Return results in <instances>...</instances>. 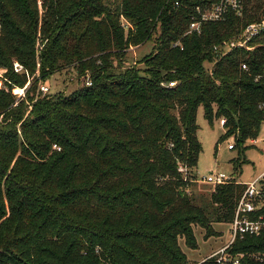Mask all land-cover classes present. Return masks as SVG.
<instances>
[{
    "label": "trees",
    "instance_id": "1",
    "mask_svg": "<svg viewBox=\"0 0 264 264\" xmlns=\"http://www.w3.org/2000/svg\"><path fill=\"white\" fill-rule=\"evenodd\" d=\"M121 14L135 28L128 35ZM248 18L186 34L187 10L168 0H0V264H218L190 262L179 240L197 247L195 226L220 235L214 223H231L245 189L233 179L208 200L191 193L199 107L210 123L225 119L240 146L264 121V37L253 51L214 52ZM156 34L144 69L127 67L126 48ZM14 59L32 76L17 102L12 90L28 79ZM69 68L90 71L92 84L59 98L36 93ZM226 251L264 264V230Z\"/></svg>",
    "mask_w": 264,
    "mask_h": 264
},
{
    "label": "built area",
    "instance_id": "2",
    "mask_svg": "<svg viewBox=\"0 0 264 264\" xmlns=\"http://www.w3.org/2000/svg\"><path fill=\"white\" fill-rule=\"evenodd\" d=\"M171 6L175 10L185 9L188 12V27L186 34L201 33L203 26L211 22H224L229 17L234 16L238 19H245L247 16L250 18L246 19L240 26L238 33L230 36L229 38L223 39L221 42L214 46V52L217 58L225 56L234 49H244L246 51H253L256 47L262 45V42H256L258 39L264 37V0H168ZM121 26L128 35L131 31H135L132 23L121 14ZM1 29V23H0ZM180 42L172 43V46H179ZM140 45L130 44L126 51H133L134 54L136 48ZM215 61L210 62V71L214 66ZM12 68L15 73L26 74L29 76L27 67L18 60L13 61ZM242 68L247 70L248 65L242 64ZM8 68L0 66V89L4 85L6 80L5 74ZM257 76L256 80L258 79ZM85 85L92 84V78L90 71H86L84 77ZM31 84V79H28L27 83L23 88H13V93L16 96V102L26 96V90ZM164 84V83H163ZM176 81L168 83L169 87H174ZM20 90V92L18 91ZM37 93L42 96L51 97L53 94L50 93V87L44 84V81H40L37 89ZM32 106L30 105L29 108ZM264 108V103L261 104ZM225 123L226 120L223 119ZM264 123V121H263ZM230 149L234 148L233 144L229 145ZM179 170L186 174L187 168L180 165ZM230 176L220 172L211 173L196 181L210 183L214 185L224 184L230 181ZM264 209V172L257 177L255 180L245 183V189L236 204L235 215L230 223L231 239L228 244L221 247L219 250L213 252L209 257H216L218 264H239V258H233L226 248L230 246L237 239H244L249 235H259L264 230V213L253 217L256 213Z\"/></svg>",
    "mask_w": 264,
    "mask_h": 264
},
{
    "label": "rangeland",
    "instance_id": "3",
    "mask_svg": "<svg viewBox=\"0 0 264 264\" xmlns=\"http://www.w3.org/2000/svg\"><path fill=\"white\" fill-rule=\"evenodd\" d=\"M114 1L109 0V2ZM156 38H158L157 34L154 35V39L136 48V55L133 51H128L126 66H136L144 69L143 59L153 53L158 46ZM206 67L209 68L210 64L206 63ZM27 79L32 81V76H27ZM83 83L84 80L79 78L74 68L56 72L48 76L44 81V84L50 87L52 96H57V98L72 93ZM16 88L20 89V87H14V89ZM37 94L39 95L40 93ZM197 123L199 125L198 137L203 147L195 170V175L198 179L212 172H223L230 176L229 182L236 179L240 182L248 183L264 172V123L257 137L255 139H247L244 146H240L238 143V136L227 135L222 118L214 117L213 122L210 123L205 118L202 106L199 107L197 112ZM230 144H233L235 148L230 149ZM193 184L191 193L197 198L200 197V199L203 196L205 200L210 198L215 187L214 184L201 181H195ZM230 227V223H214L215 230L221 232V234L211 235L206 238L204 235L205 229L201 226H195L194 234L198 246L195 248L189 247L183 238L179 240V245L190 262H200L229 243L231 239Z\"/></svg>",
    "mask_w": 264,
    "mask_h": 264
},
{
    "label": "crops",
    "instance_id": "4",
    "mask_svg": "<svg viewBox=\"0 0 264 264\" xmlns=\"http://www.w3.org/2000/svg\"><path fill=\"white\" fill-rule=\"evenodd\" d=\"M240 182V181H239ZM241 183H243V182H241ZM245 184V183H244Z\"/></svg>",
    "mask_w": 264,
    "mask_h": 264
},
{
    "label": "bare ground",
    "instance_id": "5",
    "mask_svg": "<svg viewBox=\"0 0 264 264\" xmlns=\"http://www.w3.org/2000/svg\"><path fill=\"white\" fill-rule=\"evenodd\" d=\"M19 92H20V90H19Z\"/></svg>",
    "mask_w": 264,
    "mask_h": 264
}]
</instances>
